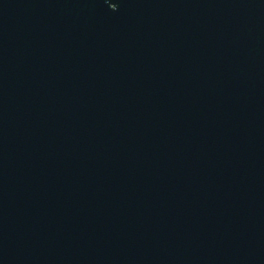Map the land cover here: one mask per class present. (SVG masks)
Wrapping results in <instances>:
<instances>
[{
  "label": "water",
  "instance_id": "water-1",
  "mask_svg": "<svg viewBox=\"0 0 264 264\" xmlns=\"http://www.w3.org/2000/svg\"><path fill=\"white\" fill-rule=\"evenodd\" d=\"M0 264H264V0H0Z\"/></svg>",
  "mask_w": 264,
  "mask_h": 264
}]
</instances>
